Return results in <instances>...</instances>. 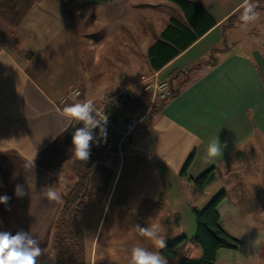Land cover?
<instances>
[{
    "label": "crops",
    "instance_id": "obj_1",
    "mask_svg": "<svg viewBox=\"0 0 264 264\" xmlns=\"http://www.w3.org/2000/svg\"><path fill=\"white\" fill-rule=\"evenodd\" d=\"M60 1L41 0L35 9L67 13V0ZM214 1L195 0L216 18L217 25L156 72L146 58L147 69L131 73L127 61L133 56L121 39L112 49L88 48L78 40L71 16L70 32L57 40L46 37L34 48L28 42L41 30L27 16L11 44L0 52V196L9 197L7 204H0V231L30 232L44 250L38 264H55V222L63 196L77 181V158L71 149L72 133L80 125L63 115V109L86 99L102 105V93L131 85L133 98L143 95L148 100L143 83L147 79L172 80L174 87L181 86L180 92L157 103L118 159L92 169L89 194L79 215L87 264H128V253L135 246L160 252L138 234L136 225L158 223L166 242L176 234L187 235L175 226L185 212L194 215L199 207L193 202L207 189L198 191L189 177L196 179L212 168L211 185L225 193L217 208L220 225L241 242L238 250H219L215 264H264V40L247 43L245 52L231 50L225 29L247 28H241L242 22L228 27L226 20L242 0L220 16L210 7ZM106 11L113 12L109 13L112 25L126 20L122 9L108 6ZM182 23L187 24L185 15ZM229 38L235 45L237 34ZM90 52L95 55L92 67L83 61ZM211 57L217 59L214 65L196 68ZM73 88L81 90L79 97L72 95ZM126 118L120 116L119 124ZM98 133L99 128L94 130V142ZM216 138L226 147L222 155L209 158L208 144ZM189 159L188 175L181 176ZM17 185L23 186L22 197L15 195ZM46 186H54L61 199H46L42 195ZM200 202L205 206L208 201Z\"/></svg>",
    "mask_w": 264,
    "mask_h": 264
},
{
    "label": "trees",
    "instance_id": "obj_2",
    "mask_svg": "<svg viewBox=\"0 0 264 264\" xmlns=\"http://www.w3.org/2000/svg\"><path fill=\"white\" fill-rule=\"evenodd\" d=\"M80 1L83 5H100L111 0ZM168 1L177 4L182 9L187 24L172 18L171 22L162 30L160 38L148 47L147 62L150 69L155 72L163 69L218 23L216 18L200 2L191 0ZM39 2L40 0H0V52L10 45L26 17ZM235 21L241 22L237 15L233 14L227 18L226 24L229 25L228 27H232ZM215 62L217 59L211 57L210 60L198 64L196 68L202 65H214ZM190 72L191 70L185 71L186 74ZM171 86L173 92L170 97L178 94L181 88V86L174 87L173 83ZM144 97L142 95L140 98L124 101L117 109H114L111 113L115 123L119 124V118L122 115L128 118L145 110L150 105L151 95L149 94L148 100H145ZM166 100H163L162 103ZM118 139L119 137L113 128L106 131V138H102L98 133L97 140L91 145L89 159L87 161L75 160L77 181L63 196V205L52 234L55 264L88 263L85 233L79 225V215L89 194L92 169L100 162L118 159L121 152L118 149ZM190 161L191 159L186 163L181 176L188 175L187 170ZM214 178V168L196 179L189 177L194 181L195 187L199 191H203L210 185ZM224 198L225 193L220 192L204 208H195L196 233L192 237L181 235L170 240L167 242V247L160 250L161 254L166 259L176 260L175 264H215L219 250L240 249L241 242L231 237L220 225L217 208Z\"/></svg>",
    "mask_w": 264,
    "mask_h": 264
},
{
    "label": "rangeland",
    "instance_id": "obj_3",
    "mask_svg": "<svg viewBox=\"0 0 264 264\" xmlns=\"http://www.w3.org/2000/svg\"><path fill=\"white\" fill-rule=\"evenodd\" d=\"M238 1L239 0H215L213 2L214 4L210 7H213L211 9L215 15L220 16ZM60 2L62 3V0ZM253 2L258 5L257 11L261 13L259 20L247 25L246 27H241H245L247 29H225V34L227 36V41L225 43L230 47L231 50L245 52L247 43L249 44L253 41H258L259 43L260 41L264 40V0H253ZM56 4L57 3L54 5ZM108 6L115 7L116 9H122L126 14V20L123 18L121 24H110L111 19L109 17V13L113 12L106 11ZM38 8H34L36 11L33 9L32 12H34V14L29 13L27 19L29 20L30 24L39 23L41 30V32L37 33L38 35L34 33L31 36V41L28 42L30 46L33 48L35 46H40V41L44 40L46 37L48 39L53 37L54 39L56 38V40L57 38H61L71 31L70 23L72 22L70 19L72 18V21L75 23V34L78 40L81 41V43H86L88 48H92L93 46L96 48H102L103 46L112 49L117 44L115 42H118L121 39L123 45L127 47L129 52L128 55L133 56V60H130L129 62L127 61V68L131 69V73L133 74L137 73L141 68H144L145 70L147 69L145 64L147 50L153 41H156L160 38L159 30L168 25L172 18L182 22L184 20V13L182 9L177 4L168 0H114L111 5H108V3L100 5H83L80 0H75L72 2L67 1L65 4L67 13H64L62 10L59 12V14L53 10L49 11H53L54 13H49L42 7L40 9ZM31 14H33V17ZM235 14L239 18L240 11H237ZM33 18H35V20H33ZM234 23L235 25H238L240 22L235 21ZM217 32L221 34V29ZM234 33L237 34L238 40L236 41L235 45H232L229 35ZM219 46L222 47V43ZM107 55L109 58L113 57L111 53H108ZM94 56L95 55L93 52H90L88 57L84 54L83 61L92 67ZM86 66L80 65V68L85 69ZM84 71L85 70H83V72ZM192 74L193 73L190 72L189 75L191 76ZM189 75L186 76L190 77ZM181 78L185 79L186 77L185 75H182ZM153 81V79H147L144 80L143 83L147 85L152 84ZM131 88H133L132 85ZM147 94L149 95L150 92H147ZM206 188L207 189L205 192L197 195V200H195L196 202H193L194 206L197 205V207H199L197 209H202L205 207L200 206L201 199L202 201H204V198L207 199L208 204L209 201H211L216 195L220 193V191H217L215 185L212 186L210 184ZM185 209L187 211V207L183 210ZM175 227H177L178 230L176 231L179 233H181L180 231H184L189 237H192L196 233V219L192 211L188 215L187 212H185L182 217V222ZM179 227H184V229L181 230ZM178 235L179 234H176L174 238L178 237ZM167 241L169 242L170 240Z\"/></svg>",
    "mask_w": 264,
    "mask_h": 264
},
{
    "label": "clouds",
    "instance_id": "obj_4",
    "mask_svg": "<svg viewBox=\"0 0 264 264\" xmlns=\"http://www.w3.org/2000/svg\"><path fill=\"white\" fill-rule=\"evenodd\" d=\"M258 5L253 0H242L238 11L239 20L247 26L260 19L261 13L257 11ZM63 115L82 124L72 133V154L81 161H87L91 154V145L96 139L94 130L99 128L102 138H106L105 125L107 116L102 118L97 110L94 100L86 99L83 102L71 104L63 109ZM223 147L218 138L209 142L207 156L215 158L222 155ZM15 195H25L23 186L17 185ZM42 195L50 201L61 199L54 186H46ZM8 196H0V204H7ZM136 231L142 237L153 242L157 249L167 247L166 239L160 235L162 228L158 223H151L148 227L136 225ZM44 253L40 242L30 232L18 231L15 234L9 231H0V264H38V258ZM128 264H168V260L159 251H149L144 247H132L128 253Z\"/></svg>",
    "mask_w": 264,
    "mask_h": 264
},
{
    "label": "built area",
    "instance_id": "obj_5",
    "mask_svg": "<svg viewBox=\"0 0 264 264\" xmlns=\"http://www.w3.org/2000/svg\"><path fill=\"white\" fill-rule=\"evenodd\" d=\"M131 86H125L118 91L110 93H102L99 98L103 102L102 105L97 107V110L100 114L99 118H102L103 113L107 116V124L104 126L106 131L114 129L118 135V149L119 151L123 150L125 144L134 136L141 125L151 118V115L154 111L155 104L159 101L168 99L173 92L171 82L169 81H154L153 84H147L144 86V91L150 92L151 101L150 105L143 111H140L124 120L121 124L115 123L114 117L112 116V111L117 109L118 106L124 103V101L132 100ZM72 95L77 98L81 94L79 88H73L71 91ZM65 102V100H64ZM80 127L82 124L79 123Z\"/></svg>",
    "mask_w": 264,
    "mask_h": 264
},
{
    "label": "water",
    "instance_id": "obj_6",
    "mask_svg": "<svg viewBox=\"0 0 264 264\" xmlns=\"http://www.w3.org/2000/svg\"><path fill=\"white\" fill-rule=\"evenodd\" d=\"M171 83H172V80H171Z\"/></svg>",
    "mask_w": 264,
    "mask_h": 264
}]
</instances>
